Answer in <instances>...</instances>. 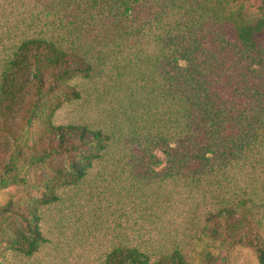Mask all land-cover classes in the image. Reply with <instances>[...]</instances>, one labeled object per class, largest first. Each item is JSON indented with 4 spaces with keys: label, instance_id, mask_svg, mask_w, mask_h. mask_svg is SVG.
<instances>
[{
    "label": "trees",
    "instance_id": "obj_1",
    "mask_svg": "<svg viewBox=\"0 0 264 264\" xmlns=\"http://www.w3.org/2000/svg\"><path fill=\"white\" fill-rule=\"evenodd\" d=\"M0 37V190L40 194L0 205V245L36 254L94 179L140 219L103 264H230L205 239L264 264V0H0ZM80 79L104 116L57 125Z\"/></svg>",
    "mask_w": 264,
    "mask_h": 264
},
{
    "label": "rangeland",
    "instance_id": "obj_2",
    "mask_svg": "<svg viewBox=\"0 0 264 264\" xmlns=\"http://www.w3.org/2000/svg\"><path fill=\"white\" fill-rule=\"evenodd\" d=\"M9 56L10 53L0 37V82ZM74 82L83 91L85 99L67 103L57 112L55 123L60 125L85 120L97 123L104 116L108 105L98 102L92 82L81 79ZM39 129L41 128L38 126L37 130ZM5 140L0 134V143ZM8 142L11 148L14 147L15 142L12 139ZM24 149L29 154L28 147ZM154 153L163 164L158 168L161 169L166 163V157L160 150ZM102 184L103 182L92 179L80 189L64 191L66 201L61 205L44 208L42 213L44 219L41 230L48 241L31 257L11 251L6 245H0V264H103L118 237L114 228L120 231L121 239L125 238L127 233L131 235L135 219H140L131 217L130 205L112 198L108 192L102 193ZM26 194L37 198L40 196L28 188L12 186L0 190V205L12 198L27 201ZM203 249H210L217 254L223 252L230 264H260L255 251L245 246L226 251L221 250L219 244L205 239L199 247L200 252ZM189 260L190 264H205L198 254L191 255Z\"/></svg>",
    "mask_w": 264,
    "mask_h": 264
}]
</instances>
